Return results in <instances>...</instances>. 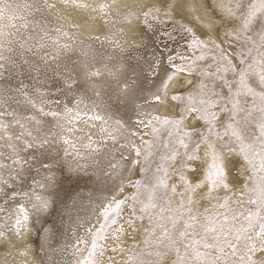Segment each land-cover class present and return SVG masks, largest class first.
Listing matches in <instances>:
<instances>
[{
	"label": "bare ground",
	"instance_id": "6f19581e",
	"mask_svg": "<svg viewBox=\"0 0 264 264\" xmlns=\"http://www.w3.org/2000/svg\"><path fill=\"white\" fill-rule=\"evenodd\" d=\"M236 6L250 14L264 0H223ZM257 20L244 33L255 32L251 56L220 77L232 88L217 87V108L203 87L214 61L195 77L172 70L186 29L226 52L216 31L237 21L217 0H0V264H264V174L248 163L264 153V12ZM232 160L244 161L238 172ZM189 167L206 178L186 189ZM129 195L90 257L102 213Z\"/></svg>",
	"mask_w": 264,
	"mask_h": 264
},
{
	"label": "snow or ice",
	"instance_id": "6c2138e0",
	"mask_svg": "<svg viewBox=\"0 0 264 264\" xmlns=\"http://www.w3.org/2000/svg\"><path fill=\"white\" fill-rule=\"evenodd\" d=\"M217 5L220 9V12H222V16L224 18L227 17L229 21H232V20L237 21L236 24L231 25V26L226 25V27L224 28L223 33L225 35H227L230 39H231V33L227 32L228 27L234 28L238 34L243 35L246 31L253 28V26L257 22V18L261 15L262 12H264V6H262L260 9H257L256 11H253L250 14L241 15L240 14L241 10H240L239 6H236L232 9L225 8V7H223V0H217ZM238 16H239V20L237 19ZM186 32L188 33V35L186 38H183L186 41L184 51L181 52L172 62L174 65L172 70L175 74L178 73L180 75H188V76L195 77L196 72L200 71L199 66L201 65V62L208 61V60L214 61L215 62L214 64L208 65L209 72L206 75L203 87H210L211 88V96L216 98L215 104H216V107L219 108L221 105V100L219 99V97L224 96L226 93L224 91L217 93V91H216L217 87H220L222 90L227 89L228 92H230L231 88H232V85L229 82L226 75H224L223 79H220L222 74L228 73V71L231 67V65L228 62V53L222 52V53L217 54L214 51V47H213L215 45V42L208 39L207 33L200 32V34H197L196 31L189 30V29H186ZM216 36H217V39H220L221 32L216 31ZM222 44H223V41H221V45ZM231 51L234 53L236 51V49H232ZM209 53H211V55H209ZM232 59L234 61H236L237 63H243V61L238 60V58L236 56H232ZM193 69H195V70H193ZM164 71H166V69ZM172 79H175V75L172 77ZM180 83L182 84L183 81L181 80ZM199 85H200V81L197 78V79H195L194 83L186 91H188L192 87H196ZM184 92L185 91L179 92V95L182 96L184 94ZM170 99L175 100V99H178V97L174 94L172 97H170ZM198 103L203 104V105H208L210 103V100L209 99H203V100H199ZM177 107H179V105ZM193 109H194L193 118H195V112L200 111V109L196 108L195 105H193ZM261 111H264V108H262ZM210 116H211V119H213V120L217 119L215 112L210 113ZM176 122L179 123L180 121L178 120ZM221 122H223L222 119H221ZM166 123H171V122L166 121ZM201 125H202V128L207 127V123L205 122V120L198 119L197 123L194 127L199 129V128H201ZM152 130L155 132L157 129H156V127H153ZM199 134L202 135V133H199ZM193 136H194V133L192 131H188V132L184 133V136L181 137V146L187 147V143L184 142L185 138H192ZM260 137H261V140H264V125H261ZM261 147L264 148V144H262ZM137 152H138V150H137ZM253 153L256 156H260L261 159L259 160L258 164L256 163L255 160L248 161V163L252 164V166H253L252 169L249 171V175L250 176L254 175L257 168L259 169L260 173L264 174V153L256 152L255 149H253ZM173 159H175V157H173ZM189 163H192V161L189 160ZM229 163L231 164V167L233 169H235L236 172H238L241 164H243L244 161L232 160ZM187 172L191 173V176H185L183 174L178 176V181L180 182L181 186L185 187L186 189H189L192 186L199 185L200 182L202 180H205V178H206L202 167L199 169L194 168V167H189L187 169ZM229 175H230V173H229L228 169L225 168L224 169V176L229 177ZM208 179H209V182L213 186H215V184L218 182V177L217 178H208ZM259 179H260L261 185H264V175H260ZM228 184H230L229 180H228ZM228 184L222 185V188L228 187ZM159 185L163 186L165 188L168 187L167 170H164V178H160ZM174 185H175V183H174ZM174 185L172 187V190L175 192L176 188ZM214 190H215V187H214ZM261 193H262V196H264V187L261 188ZM201 194H203V192ZM129 200L135 201L136 197L133 195H129V196L124 197L121 200L115 201L110 207H108L102 213L103 222L99 225V227H98L99 230L96 231L93 235V238L91 241V251L89 252L90 257L95 256L97 245L100 242V238L104 237L105 239H107V233L105 231L107 228L112 227L114 232L117 231L118 227H114L115 225H117V218L120 217V214H121L122 209L124 208V205ZM249 203L255 204L256 202L254 200L249 199ZM224 206H226V205H224ZM150 207H151V204L142 205L140 207V211L141 212H147ZM17 211L22 212L23 210L17 209ZM131 211L133 213L136 212V208L132 207ZM253 215H257V214H251L250 213L247 217L248 222L250 224L252 222ZM136 219H141V217L131 216V217L127 218L126 223L131 225L134 223V220H136ZM17 228L18 229L20 228V224L17 225ZM207 230L213 231V232H215L217 230L215 227V223L213 221L209 222V227ZM120 231H123V229H120ZM261 234L264 235V227H262V229H261ZM249 249H250V251L254 252L255 246L249 245ZM115 250L116 249L114 248L113 251H115ZM234 251H235V248H233V252ZM196 254L199 255L198 252ZM176 256H177V259H180L179 251H177ZM243 259L244 258H242V260ZM255 259L264 261V250H262L260 252V254L258 256H256ZM84 264H93V261L92 260H85ZM248 264H252V261L249 260Z\"/></svg>",
	"mask_w": 264,
	"mask_h": 264
},
{
	"label": "rangeland",
	"instance_id": "374dc122",
	"mask_svg": "<svg viewBox=\"0 0 264 264\" xmlns=\"http://www.w3.org/2000/svg\"><path fill=\"white\" fill-rule=\"evenodd\" d=\"M257 23H260V20H257ZM223 31L224 28H222L220 39L224 40L226 43L225 45H226V52L228 53V62L230 65L231 63H234L232 56H236L238 60L243 61V63H240L239 67H241L251 56V50L249 46L252 44V39L255 35V32L253 31L251 34L240 35V34H233L227 29V32L231 33V39H230L227 35L223 33ZM214 42H215V45L213 46L214 51L218 54L216 48L217 41ZM232 49H236V51L233 53L231 51ZM209 55H211V53H209ZM214 63L215 62H212L211 64Z\"/></svg>",
	"mask_w": 264,
	"mask_h": 264
}]
</instances>
